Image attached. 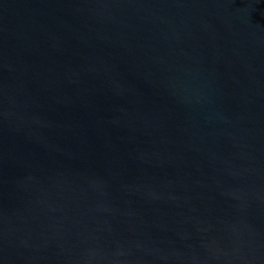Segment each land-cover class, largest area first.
<instances>
[{"label": "water", "instance_id": "1", "mask_svg": "<svg viewBox=\"0 0 264 264\" xmlns=\"http://www.w3.org/2000/svg\"><path fill=\"white\" fill-rule=\"evenodd\" d=\"M0 264H264V0H0Z\"/></svg>", "mask_w": 264, "mask_h": 264}]
</instances>
